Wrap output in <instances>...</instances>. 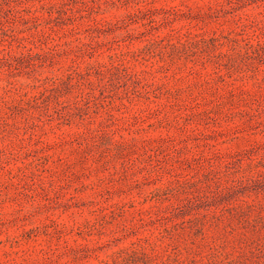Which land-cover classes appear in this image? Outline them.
<instances>
[{
    "label": "rangeland",
    "instance_id": "1",
    "mask_svg": "<svg viewBox=\"0 0 264 264\" xmlns=\"http://www.w3.org/2000/svg\"><path fill=\"white\" fill-rule=\"evenodd\" d=\"M0 264H264V0H0Z\"/></svg>",
    "mask_w": 264,
    "mask_h": 264
}]
</instances>
